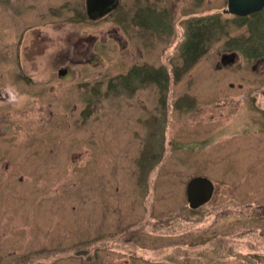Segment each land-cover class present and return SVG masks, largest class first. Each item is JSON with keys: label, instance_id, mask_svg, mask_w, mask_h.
<instances>
[{"label": "rangeland", "instance_id": "obj_1", "mask_svg": "<svg viewBox=\"0 0 264 264\" xmlns=\"http://www.w3.org/2000/svg\"><path fill=\"white\" fill-rule=\"evenodd\" d=\"M85 1L0 0V248L264 264V9L244 20L227 0H119L92 22ZM192 28L204 53L176 82ZM158 67L166 86L141 79ZM195 177L214 191L191 209Z\"/></svg>", "mask_w": 264, "mask_h": 264}, {"label": "water", "instance_id": "obj_2", "mask_svg": "<svg viewBox=\"0 0 264 264\" xmlns=\"http://www.w3.org/2000/svg\"><path fill=\"white\" fill-rule=\"evenodd\" d=\"M115 0H86V13L89 19L96 20L103 16L107 8ZM264 9V0H227V13L235 17H248ZM234 60L233 56L223 57L222 65L226 66ZM213 184L202 177H195L188 181L185 188V197L189 208L196 209L207 203L213 195Z\"/></svg>", "mask_w": 264, "mask_h": 264}, {"label": "flooded vegetation", "instance_id": "obj_3", "mask_svg": "<svg viewBox=\"0 0 264 264\" xmlns=\"http://www.w3.org/2000/svg\"><path fill=\"white\" fill-rule=\"evenodd\" d=\"M105 1L106 0H101V2H105ZM119 4H120L119 0H115L113 2V4L110 7L107 8V11H106V13L103 16H101L100 18H98L96 20H91V19L88 18L87 13H86V1H85L86 17L88 18V20H90L92 22H97V21L102 20L103 18H105L107 16L113 15L115 10H117L116 8L119 6ZM159 13L163 14L164 16L168 15V14H166L167 13L166 11H162V12H159ZM257 14H253V15H250V16L244 17V18H249V17H252V16L257 15ZM238 18H241V17H238ZM244 18H242V19H244ZM189 23H190V21H189ZM197 27L198 28H202L201 25H197ZM188 28H189V26H188ZM193 28L190 29V31L188 32L187 36L191 35V31L193 30ZM247 54H248V52H247ZM230 55H233V57H235V53L234 54L231 53L229 55L228 54H224L221 57V61H222L223 57H230ZM221 61H220V63H221ZM231 62H233V61H231ZM75 63H80V62L76 61L73 64H75ZM43 64H45V63H43ZM158 69H160V68L158 67ZM173 71H174V69H173ZM173 71H172V79H173V76H174V72ZM68 72H69L68 68H64L63 67V68L58 69V72L56 73V74H58V79L57 80L58 81L66 80ZM21 74H22V77L25 79L26 83L29 82L28 79L30 80V78L25 76V74L23 72H21ZM31 79H33V78H31ZM48 79L49 78H46L44 80L45 83H47ZM30 81H31L30 84H32V80H30ZM26 83H24V84L27 85ZM48 83H50V81H48ZM48 88H50L49 85H48ZM43 89H45V88H43ZM33 90H35V88H33ZM41 90H39V91H41ZM46 90H48V89H45V91ZM263 94H264V92H263ZM244 113L251 120H253L251 118V116H249V114L247 112H244ZM245 114H244V116H246ZM247 116L245 117V119L248 118ZM256 119H258V117ZM256 124H257V122H256ZM255 127H256V125H255ZM0 149H1V145H0ZM21 246H23V245L21 244ZM24 246H26V245H24ZM66 252H70V250L45 249V248H34V249H31V248H23V247L22 248H14V249L13 248H10V249H6V248L2 249V248H0V264H63L64 261L66 260V255H65ZM77 255H79V254H77ZM142 255L139 254L137 258L140 260L139 262H142V264H146L145 256H144V254H142ZM2 256H5V257L3 258ZM143 261H145V262H143Z\"/></svg>", "mask_w": 264, "mask_h": 264}, {"label": "trees", "instance_id": "obj_4", "mask_svg": "<svg viewBox=\"0 0 264 264\" xmlns=\"http://www.w3.org/2000/svg\"><path fill=\"white\" fill-rule=\"evenodd\" d=\"M248 40L250 41L251 39H248ZM204 44L205 43L203 42L202 34L199 31H195L191 33V35L187 36L186 41L183 44L182 49H181L182 50L181 51L182 64L180 65V68H179L180 71L179 72L177 70L173 71L174 81L177 82L179 80V77H181L183 73H186L194 65V63L199 59V57L204 53V49H203ZM258 51L260 50L255 47L254 49L250 51V53L248 52L249 57L255 58V57H259L260 55H262V53H258ZM145 70H149V69L145 68L144 71ZM131 72L129 73V75H127L128 78H124V80L125 79H135L136 77H140L141 75V70L137 68H134ZM141 79L151 80L155 82V84H158L159 86H166L168 82V74L165 73L164 69L160 68L156 71H148L147 74L144 73Z\"/></svg>", "mask_w": 264, "mask_h": 264}]
</instances>
